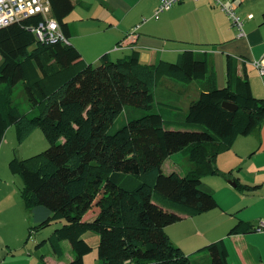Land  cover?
<instances>
[{"label":"trees","instance_id":"obj_1","mask_svg":"<svg viewBox=\"0 0 264 264\" xmlns=\"http://www.w3.org/2000/svg\"><path fill=\"white\" fill-rule=\"evenodd\" d=\"M50 2L61 29L71 36L66 18L75 8L73 0ZM36 19L0 28V145L12 125L17 126L21 141L40 127L50 143L44 152L15 156L9 162L11 172L23 180L25 206L44 205L52 211L29 227L28 236L63 222L39 245L48 241L61 256L62 242L68 240L74 257L67 264H85V256L94 249L83 237L89 231L98 235L101 264H194L166 227L181 220L182 213L197 215L218 206L203 177L232 174L217 166V157L237 137L263 123L264 98L253 94L232 56L227 59L223 88L217 86L205 51L187 49L176 61L148 64L134 50L118 59L105 54L95 65L71 43L40 42L29 29ZM164 76L183 83L209 79L206 89L191 101L184 124L166 121L156 99L154 87ZM18 83L28 95L32 108L28 113L13 100ZM224 101L238 109H226ZM127 106L133 109L128 110L127 121L110 131ZM177 152L194 165L185 174L165 173L164 161ZM237 187L257 188L240 182ZM89 210L96 214L85 219ZM253 229L239 220L229 234ZM204 250L211 257L208 264H230L225 239L209 243ZM41 264H47L43 257Z\"/></svg>","mask_w":264,"mask_h":264},{"label":"crops","instance_id":"obj_2","mask_svg":"<svg viewBox=\"0 0 264 264\" xmlns=\"http://www.w3.org/2000/svg\"><path fill=\"white\" fill-rule=\"evenodd\" d=\"M160 1L73 0L75 8L66 18L71 30L70 42L87 62L95 65L101 63L105 54L118 59L134 50H139L141 61L148 64L162 59L176 61L179 54L187 49H193L197 54L205 51L219 88L227 86V59L232 56L237 61L238 74L248 77L253 94L264 98V73L261 71L264 68V0H234L244 19L242 35L216 0H183L156 17ZM249 14L253 17L248 18ZM208 82L207 78L183 83L164 76L154 89L166 121L184 124L183 116L191 101L206 89ZM4 149V146L0 149V264H41V257L47 264H67L74 257L68 240L62 242L61 256L45 245H39L40 233L29 240L32 237L28 236L29 227L47 219L52 211L44 205L29 209L25 206L21 195L23 182L16 178L17 174L7 170L4 164L7 153L2 156ZM221 153H224L222 158ZM221 153L217 157V166L224 172L232 171L230 176H224L230 179L229 184L218 193L224 199L203 183L212 190L218 206L197 215L182 213L181 220L166 227L167 233L176 245L192 255L194 264H208L211 257L204 248L220 239L226 240L230 264H264V231L253 229L229 234L239 220L255 227L264 219V213L241 215L243 210L238 197L230 190L231 185L239 189L237 182L251 185L244 183L240 175L233 174L236 168L242 169L239 165L247 156L252 158L261 153L264 162V121L250 134L237 137L233 146ZM168 159L162 165L163 171ZM223 159L231 167L224 169L218 165ZM255 185L257 188L245 194L258 193L261 184ZM95 212H87L84 218H92ZM50 233H45L44 238ZM93 241L96 242L92 244L95 247L99 238L94 237ZM65 247L70 253L66 258ZM234 253L237 260L232 259Z\"/></svg>","mask_w":264,"mask_h":264},{"label":"rangeland","instance_id":"obj_3","mask_svg":"<svg viewBox=\"0 0 264 264\" xmlns=\"http://www.w3.org/2000/svg\"><path fill=\"white\" fill-rule=\"evenodd\" d=\"M2 59V55L0 54V63L2 62ZM13 100L20 106V109L23 113H28L31 111L32 108L23 83H18L15 86L13 90ZM130 107L131 106H127L126 110L115 120V122L110 127V131L113 132L117 130L127 121L128 110L133 111L132 107L131 109ZM32 114L33 113H31V115ZM2 146H4L5 148L2 156H4L5 152L7 153L6 161H4V164L7 170H9V162L13 157L18 156L19 158H26L44 152L50 146V143L45 133L40 127L35 128L33 131L30 132L28 137L21 141L18 138L17 126L12 125L7 130L5 139L0 145V149ZM222 154L224 153H221L220 158H222ZM262 159L263 156L261 155V153H258L256 157L253 156L252 158L249 155L245 160L241 161V164L239 166H242V169L237 170L236 168V170L233 172L234 175H240L244 183H251V185L254 184V186H256L255 184H261V186H259V192L254 195H246L245 193H248L249 191L243 192L242 190L234 188V186L230 184V188H232L230 190H233L236 197H238L239 205H241L242 207L243 213L241 215L250 216L251 214L264 213V162H262ZM193 165L194 164L191 162L187 155L182 152H177L171 155L166 161L164 165V171L171 172L176 170L182 174H185ZM218 165H221L224 169L231 167V164L226 163L224 159L223 162L219 161ZM15 176L16 178H18V180L23 182L20 175ZM224 176L225 175L223 174H210L203 177V183L214 189V191H217V195L220 199L224 198L218 193H220L221 189L227 186V184H229L230 182V179L226 178L228 176ZM88 212H93V210H89ZM62 223L63 222L53 223L39 231H34L32 233V237L29 240H33V238L36 237V234L39 232L40 235H38V237L41 241L44 238L45 233L55 230L57 227H60ZM83 237L87 239L91 244H93L96 243L93 241L94 237L97 239L98 235L92 231H89L84 234ZM43 245H45L46 248L52 250L51 245L48 241L45 242ZM66 248L67 247H65V249ZM69 254L70 253H68V250L66 249L65 258L68 257ZM85 257L86 264H101L100 259L98 257L97 246H95L93 251L88 253ZM232 259L237 260L235 253L232 256Z\"/></svg>","mask_w":264,"mask_h":264},{"label":"built area","instance_id":"obj_4","mask_svg":"<svg viewBox=\"0 0 264 264\" xmlns=\"http://www.w3.org/2000/svg\"><path fill=\"white\" fill-rule=\"evenodd\" d=\"M181 1L183 0H161L155 11V16L158 17L161 12L170 9ZM216 2L227 13L239 34H244V19L239 14L234 0H216ZM31 17L37 19L36 23L29 26V29L35 33L40 42L48 44L71 43L53 15L50 0H0V28ZM252 17L253 14L248 15V18ZM255 65L260 66V63L255 62ZM261 71L264 73V68H261ZM254 228L258 231H264V220L259 221Z\"/></svg>","mask_w":264,"mask_h":264},{"label":"water","instance_id":"obj_5","mask_svg":"<svg viewBox=\"0 0 264 264\" xmlns=\"http://www.w3.org/2000/svg\"><path fill=\"white\" fill-rule=\"evenodd\" d=\"M223 106L226 108V109H229V110H237L238 109V105L233 103V102H230V101H224L223 102ZM234 185H236V183H234Z\"/></svg>","mask_w":264,"mask_h":264}]
</instances>
